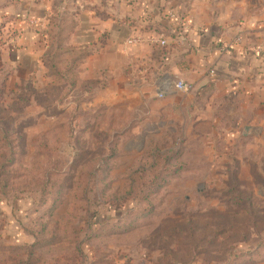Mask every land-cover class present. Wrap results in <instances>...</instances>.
<instances>
[{
    "label": "rangeland",
    "instance_id": "obj_1",
    "mask_svg": "<svg viewBox=\"0 0 264 264\" xmlns=\"http://www.w3.org/2000/svg\"><path fill=\"white\" fill-rule=\"evenodd\" d=\"M31 98L41 100L44 105L36 104L43 112L20 109L13 116L15 126H8L18 132L16 141L0 145V264H78L75 247L83 232L78 221L93 214L96 199H103V205L134 199L138 191L127 193L126 174L149 169L154 155L159 156L154 170L161 175L143 193L147 207L129 200L124 201L125 210L95 205L98 221L129 217L116 228L96 230L87 242L96 264H172L170 257L159 260L176 244L189 242L185 264H264L263 127L258 133L250 126L239 127L229 138L230 122L219 121L215 144L204 153L192 131V141L183 143L185 121L177 136L161 128V136L135 138L134 128L127 126L131 115L99 111L101 107L87 110L84 104L92 100L88 96L26 97V109ZM19 99L14 103L21 107ZM66 101L72 109L58 112L56 102ZM96 171L84 190L87 174ZM151 174L141 176L148 181ZM26 197L35 203L28 220H16L21 231L16 241L1 203L12 208L21 200L25 210ZM39 216L47 221L41 234L38 223L30 224Z\"/></svg>",
    "mask_w": 264,
    "mask_h": 264
},
{
    "label": "crops",
    "instance_id": "obj_2",
    "mask_svg": "<svg viewBox=\"0 0 264 264\" xmlns=\"http://www.w3.org/2000/svg\"><path fill=\"white\" fill-rule=\"evenodd\" d=\"M52 21L70 23L63 46L85 53L69 98L90 97L84 106L92 112L101 107L131 115L127 126L135 138L161 136V128L177 136L185 121L183 143L193 135L205 153L215 144L219 121L230 122L229 138L239 127L264 129V0H0L4 107L27 89L44 95L51 84L43 58ZM157 37L166 41L164 47L149 41ZM130 39L138 42L128 44ZM166 80H181L192 90L160 99L158 89ZM36 103L31 98L23 111L43 112ZM72 106L56 103L58 112ZM18 202L12 208L1 203L16 241L21 236L16 220H28L35 203L26 197L23 210ZM16 211L22 216L14 217Z\"/></svg>",
    "mask_w": 264,
    "mask_h": 264
},
{
    "label": "trees",
    "instance_id": "obj_3",
    "mask_svg": "<svg viewBox=\"0 0 264 264\" xmlns=\"http://www.w3.org/2000/svg\"><path fill=\"white\" fill-rule=\"evenodd\" d=\"M72 28L73 26L70 23L61 26V25H58L56 21H52V26L50 30L47 32L48 50L46 54L44 55L43 62H44V66L48 69L49 75L52 76L53 80L51 84L48 86L45 94L42 95L44 99L46 97L54 96V95L55 97H58V98L59 96L68 97L70 96V93L75 91V89L77 88V85H78L77 66L80 60L84 57L85 53L83 51L70 50L63 46V43L66 40V38L69 36ZM31 95L37 96L34 91H31V89H27V94H25L23 98L18 97V99L20 98L19 100L22 103L21 107H18L15 103L7 107H4L2 103V100H3L2 90L0 88V145L5 144L8 146V145H12L14 141H16V139L14 140V138H17L16 135L18 132L15 130L12 132L9 131L10 130L9 127L10 125H11V128L13 125L15 126L16 120L13 119L14 118L13 116L18 115L17 112H19L20 109L22 110L26 106V97H33ZM22 100L24 102H22ZM36 101L40 103L41 105H44L41 102V100H36ZM62 102H56V103L61 104ZM3 115H8V117L4 119L2 117ZM9 116L11 117L9 118ZM11 133H13V135ZM110 157L111 156L109 155L107 156V158H110ZM150 158H152L153 160V165L151 164V167L149 169L148 167L147 168L145 167L136 168L134 171H131L126 174L129 176L127 178V185H126L127 193L129 191H135V193L136 191H138L137 193L139 195L136 194L134 199H130L127 197L122 202H118L116 204H107V205H103L102 203L103 201H101L103 199L101 198L96 199L95 200L96 204L94 203L93 205V208H94L93 214H91L88 217H85V219L81 221H78V223L81 224V229L83 230L80 236L79 242L77 243L75 247V250L77 252L78 261H79L78 264H96V262H98L96 261L97 259H95L94 253L90 250V248L87 245V242L92 239V236H94L96 230H98L97 232H99V230H101L103 227L106 228V227H112V226H113L112 228H116L115 226L118 225L120 222H126L127 220H129V217L124 215L121 217H117L115 223H112L110 219H107V218L104 221H98V217H96L98 209L97 207L95 208V205L108 206L106 210H112V209H117V208L125 210L126 208L128 209V207L127 205L124 204V201L129 200V201H135L136 202L135 205L138 204L139 206L147 207L148 205L147 197H143V193L144 191L145 192L148 190L150 191V188L156 184L158 177L161 175V173H158L159 170H154V168H156L155 162L159 158V156L154 155ZM165 170H168V169L167 168L161 169V171H165ZM97 171L95 172V174L94 173L87 174V181H86V186L84 190H88V181L92 180L93 175L97 176V173H98ZM150 172H152L151 176L153 178L149 179L148 181H144L142 178L143 176L141 175L150 174ZM102 174H104V171L102 172ZM86 195L87 193H85V197ZM82 197L84 198V194L82 195ZM134 209L135 208L132 207V209H130L129 211H133ZM144 210L146 209H142L141 211L139 210V212H144ZM41 222L43 223L41 224ZM46 222L47 221L45 218L43 221L41 216H39L37 218V222L32 221L30 222V224L38 223L39 224L38 233L41 234L45 230L44 227H46ZM72 224L74 223L70 222L69 225H72ZM187 230H186V234L190 233ZM27 233L30 235H33V237L37 236V233L34 231H29ZM189 243H178V245L176 244L175 249H169L166 253H164V256L162 257V259L159 260V263L160 262L163 263L166 257H170L169 259L172 262V264H185L190 259L188 258V251H186L189 248Z\"/></svg>",
    "mask_w": 264,
    "mask_h": 264
},
{
    "label": "built area",
    "instance_id": "obj_4",
    "mask_svg": "<svg viewBox=\"0 0 264 264\" xmlns=\"http://www.w3.org/2000/svg\"><path fill=\"white\" fill-rule=\"evenodd\" d=\"M173 16V15H172ZM149 41L152 44L157 45L158 47H164L166 45V41L160 38H150ZM137 39H130L127 41L128 44H135L137 43ZM212 73V72H211ZM192 90L190 84H187L181 80L178 81H171L166 80L162 83L161 87L158 89V98L162 99L166 94L171 93L172 91L182 92V93H189Z\"/></svg>",
    "mask_w": 264,
    "mask_h": 264
},
{
    "label": "water",
    "instance_id": "obj_5",
    "mask_svg": "<svg viewBox=\"0 0 264 264\" xmlns=\"http://www.w3.org/2000/svg\"><path fill=\"white\" fill-rule=\"evenodd\" d=\"M245 130H247V128Z\"/></svg>",
    "mask_w": 264,
    "mask_h": 264
}]
</instances>
